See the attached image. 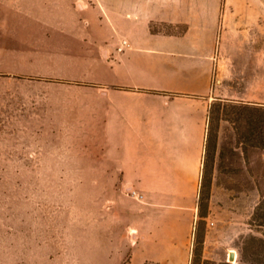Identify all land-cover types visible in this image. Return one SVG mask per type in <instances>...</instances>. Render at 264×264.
<instances>
[{"label": "crops", "instance_id": "obj_1", "mask_svg": "<svg viewBox=\"0 0 264 264\" xmlns=\"http://www.w3.org/2000/svg\"><path fill=\"white\" fill-rule=\"evenodd\" d=\"M24 1L0 0V75H11L0 76V113L8 106L18 118L44 117L46 133L55 126L76 134L74 154L92 170L79 179L121 181L139 201L150 198L155 227L186 221L217 95L214 73L233 77L230 37L264 26L262 0H76L96 4L100 16L78 18L84 27L60 37L51 35V14L38 17L37 0L24 13ZM38 67L44 71L25 77L11 72ZM19 91L21 104L8 101Z\"/></svg>", "mask_w": 264, "mask_h": 264}, {"label": "rangeland", "instance_id": "obj_2", "mask_svg": "<svg viewBox=\"0 0 264 264\" xmlns=\"http://www.w3.org/2000/svg\"><path fill=\"white\" fill-rule=\"evenodd\" d=\"M22 3V12H28L29 1ZM261 9L264 13V0ZM47 11L53 37L68 36L76 23L82 28L78 18L93 21L100 16L93 3L37 0L38 17ZM39 22L38 29H43ZM64 23L68 31L60 29ZM230 43L235 50L233 77L214 73L215 99L264 98L263 22L251 36L235 31ZM12 71L25 77L44 69ZM53 74L65 72L53 68ZM3 87L9 94L13 86ZM17 95L8 101L21 104V92ZM6 109L0 113V264H190L201 229L202 258L232 263L230 250L236 251L238 260L242 237L255 233L249 220L264 194V150L243 153L231 123L221 115L206 215L199 216L198 208L205 189L202 166L199 180L189 186L194 197L186 221L170 229L167 220L155 227V204L150 198L139 201L124 182L79 179L92 176V170L74 154L76 134L55 126L46 133L44 117L18 118L14 108ZM181 235L183 244L177 248Z\"/></svg>", "mask_w": 264, "mask_h": 264}, {"label": "trees", "instance_id": "obj_3", "mask_svg": "<svg viewBox=\"0 0 264 264\" xmlns=\"http://www.w3.org/2000/svg\"><path fill=\"white\" fill-rule=\"evenodd\" d=\"M220 115L229 121L235 132L237 143L243 153L250 149L264 150V103L244 100L216 98L208 109V125L203 161V194L199 196V216L206 215L210 194L212 163L214 160ZM215 122V124H213ZM249 224L255 233H248L241 239L240 258L236 263L202 258L204 231L196 232L193 258L190 264H264V194L256 203Z\"/></svg>", "mask_w": 264, "mask_h": 264}, {"label": "water", "instance_id": "obj_4", "mask_svg": "<svg viewBox=\"0 0 264 264\" xmlns=\"http://www.w3.org/2000/svg\"><path fill=\"white\" fill-rule=\"evenodd\" d=\"M229 260L232 262V263H236L237 262V259H236V251L235 250H230L229 252Z\"/></svg>", "mask_w": 264, "mask_h": 264}, {"label": "built area", "instance_id": "obj_5", "mask_svg": "<svg viewBox=\"0 0 264 264\" xmlns=\"http://www.w3.org/2000/svg\"><path fill=\"white\" fill-rule=\"evenodd\" d=\"M122 43H123L125 46H128V45H129V44L126 42V40H123ZM128 191H129L131 194L135 195V190H133L132 188H128ZM211 224H213V223H211Z\"/></svg>", "mask_w": 264, "mask_h": 264}]
</instances>
